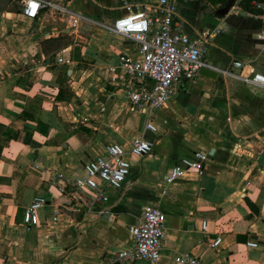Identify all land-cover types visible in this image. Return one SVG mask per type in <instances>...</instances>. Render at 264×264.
Returning a JSON list of instances; mask_svg holds the SVG:
<instances>
[{"label":"crops","instance_id":"obj_1","mask_svg":"<svg viewBox=\"0 0 264 264\" xmlns=\"http://www.w3.org/2000/svg\"><path fill=\"white\" fill-rule=\"evenodd\" d=\"M48 1L69 14L41 9L31 18L22 0H0V264H110L116 250L133 247L130 228L147 206L166 215L158 264H175L186 253L204 264H264V88L198 74L177 82L150 120L129 109L125 84L111 83L107 70L141 57L135 41L112 31L114 22L129 13V4L143 9L157 0ZM176 4L179 32L193 41L211 34L207 64L264 76L263 16L237 2L223 18L217 13L224 8L205 0ZM81 22L93 27L85 36ZM59 35H72L75 49L47 59L41 42ZM236 60L246 67L234 68ZM139 136L154 150L131 158L123 190H110L99 219L83 222L96 213L84 204L94 192L75 186L85 165L107 144L128 147ZM194 152L208 154L204 174L167 184L164 175ZM38 197L47 205L40 224L27 229L24 212ZM217 237L222 242L214 248Z\"/></svg>","mask_w":264,"mask_h":264},{"label":"built area","instance_id":"obj_2","mask_svg":"<svg viewBox=\"0 0 264 264\" xmlns=\"http://www.w3.org/2000/svg\"><path fill=\"white\" fill-rule=\"evenodd\" d=\"M24 13L34 18L41 9H49L55 14L66 16L69 10L62 4L48 0H22ZM129 13L117 19L112 31L135 41L140 52V59H122L119 65L108 68V79L113 84H125L129 109L132 112L146 114L151 120L154 114L163 108L173 95V87L179 81H191L200 69L207 68L225 77H234L242 83L263 87L264 76L254 74L244 76L232 69H218L207 64L203 56L210 41V33H201L200 41H193L189 36L177 30L176 0H157L143 9H134L129 4ZM59 63L63 62L60 58ZM232 66L244 69L245 62L236 60ZM147 129L156 131L152 123ZM155 144L139 136L128 147L118 143L105 146V153L85 165V174L76 180L75 186L93 191L91 198H84L88 212L103 213V205L110 202V190H123L131 175V158H143L154 150ZM208 154L194 152L183 157L164 175V181L172 184L187 174L202 176ZM47 205L44 197L36 198L26 208L23 223L27 229L40 224L39 212ZM58 214L53 213V216ZM166 215L158 206H147L138 222L130 228L134 245L128 250H116L110 264H132L145 260L149 264H158L165 239ZM202 232L207 231L205 221L201 223ZM222 242L221 237L213 242L214 248ZM250 248H257L256 242H248ZM175 264H204L198 257L181 254L175 258Z\"/></svg>","mask_w":264,"mask_h":264},{"label":"trees","instance_id":"obj_3","mask_svg":"<svg viewBox=\"0 0 264 264\" xmlns=\"http://www.w3.org/2000/svg\"><path fill=\"white\" fill-rule=\"evenodd\" d=\"M206 5L211 3L212 5L218 6V8H225L230 1L237 2L239 7L255 16L264 17V0H205ZM76 44L74 37L72 35H59L55 38H48L41 42V49L44 56L48 59L55 56L57 53L66 49L68 47L73 48ZM75 48H73L74 50ZM68 95L67 98H70L71 94L66 90ZM114 211L120 213L122 211L121 204H117L114 208Z\"/></svg>","mask_w":264,"mask_h":264},{"label":"water","instance_id":"obj_4","mask_svg":"<svg viewBox=\"0 0 264 264\" xmlns=\"http://www.w3.org/2000/svg\"><path fill=\"white\" fill-rule=\"evenodd\" d=\"M233 4H234V1H230L224 9H221L217 13V15L220 18H223L225 13H227L230 10V8H232ZM92 29H93L92 25L86 22H81L78 25V32L81 36H85L86 34H89L92 31ZM49 63H50V60H47L46 65H48ZM199 74L201 76H204L212 80H216L218 78V73L216 71L207 69V68L200 69ZM100 215L101 214H97V213H88L83 216L82 221L83 222L96 221L97 219H99Z\"/></svg>","mask_w":264,"mask_h":264}]
</instances>
